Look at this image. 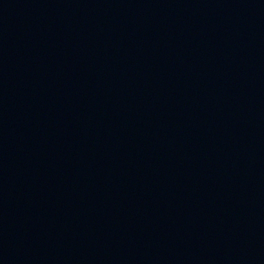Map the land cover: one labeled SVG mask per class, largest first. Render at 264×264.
Masks as SVG:
<instances>
[{
  "label": "water",
  "instance_id": "95a60500",
  "mask_svg": "<svg viewBox=\"0 0 264 264\" xmlns=\"http://www.w3.org/2000/svg\"><path fill=\"white\" fill-rule=\"evenodd\" d=\"M0 264H264V0H0Z\"/></svg>",
  "mask_w": 264,
  "mask_h": 264
}]
</instances>
